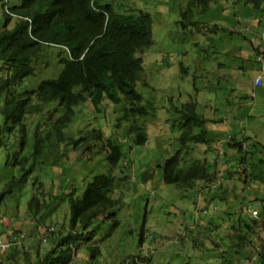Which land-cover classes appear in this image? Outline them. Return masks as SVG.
Here are the masks:
<instances>
[{
    "label": "rangeland",
    "instance_id": "obj_1",
    "mask_svg": "<svg viewBox=\"0 0 264 264\" xmlns=\"http://www.w3.org/2000/svg\"><path fill=\"white\" fill-rule=\"evenodd\" d=\"M13 1L15 0H9V3ZM189 1L112 0L117 12L145 11L152 18L153 43L140 54L143 57L146 83L142 81L136 86V90L143 96L141 104L148 110L147 115L136 118L147 127V141L143 145L131 143L128 131L132 119L123 118V104L104 100L98 110L90 101L75 106V115L66 134L76 140L84 139L75 144L57 142L56 150L48 151L49 153L46 151L37 163L38 176L44 183L41 197L52 204V212L43 214L45 208L40 207L37 216L30 213L27 202L32 192L37 191L31 181L22 190L17 188L0 201V235L9 237L12 232H20L24 236L16 244L18 264H24L27 253L34 257L36 249L39 248L42 252L48 249L51 239L67 231L69 210L67 203L60 199L63 197L61 184L66 183L64 192L77 188L80 193L88 179L98 173L115 177L110 196L120 200L118 208L113 209L117 212L120 224L113 235L103 242L99 260L91 264H121L129 256L137 257V260H149L141 261L144 264H200L202 260L218 263V260H223L220 257L222 252L229 249L232 243L231 223L239 214L248 220L256 218L250 214L254 209L259 210L261 202L256 197L264 198V182L248 181L242 171L243 165L239 166V162L235 160V153L229 155L235 163L226 169L217 166L223 164L225 154L220 155L219 151L218 155L210 153L216 177L224 176L221 188L215 189L214 186L199 183L194 189L185 190L174 184H166L162 178L160 165L179 147V123L182 118L173 111L172 106L189 101L190 95L197 97L200 104L208 100L217 108V113L214 114L217 117L235 113L238 115L232 126L235 133H244L246 137L264 142V88L258 89L256 96L249 98L252 102L249 106L242 105L246 102L243 93L250 76L248 68L242 70V64L248 67L247 62H252L254 54L257 61L261 55V49L256 53L253 49V45L259 43L260 39L248 30L255 23L249 18V13L260 18L264 26V0H260L258 4L255 0H220L221 2H216L219 11L216 8L209 10L219 15L221 26L226 25L224 20L228 16H235L228 27L245 35L241 41L243 51L238 64L239 87L233 84L217 87L215 80L205 79L207 74L203 66V47L207 45L204 37L213 28V20L208 15L203 18L204 14L199 10L196 12L195 8L196 19L208 24L195 26L188 23L184 28L181 23L182 11ZM250 43L252 47L247 51ZM56 51L52 47H44L34 75L25 78L20 89L35 88L41 80L58 76L62 65ZM55 109L45 107L38 116L33 114L28 117L26 151L33 148L35 125L39 123L40 130L43 126L50 129V124L61 115L57 106ZM201 112L207 113L204 109ZM94 129L103 132L104 141L89 140L90 132ZM106 139L120 144L124 153L115 169L106 158ZM200 148L196 149L197 153L201 152ZM252 155L249 151L246 156L249 158ZM195 158L203 159L204 156L198 155ZM217 159L221 160L218 162ZM54 160H57L55 165L52 164ZM3 161L4 155L1 153L0 164ZM7 173L0 170V190L5 184ZM211 204L217 207L202 214L203 208H211ZM54 206L56 207L53 209ZM247 206L249 207L246 209ZM52 226L55 230L48 231L47 228ZM142 231V242L138 245ZM260 238L264 239V233H261ZM10 250H0L3 264H8L5 258ZM230 255L233 259L237 257L234 253ZM87 258V252L79 250L74 264H86ZM244 259L246 264L255 263Z\"/></svg>",
    "mask_w": 264,
    "mask_h": 264
},
{
    "label": "trees",
    "instance_id": "obj_2",
    "mask_svg": "<svg viewBox=\"0 0 264 264\" xmlns=\"http://www.w3.org/2000/svg\"><path fill=\"white\" fill-rule=\"evenodd\" d=\"M212 1L216 0H190L182 11V26L185 28L188 23L204 26L206 22L196 19L194 9L207 14ZM255 1L258 4L260 0ZM0 16V155H4L0 170L8 172L0 190V201L31 181L37 191L32 192L27 202L30 213L37 216L40 207H44L43 214H48L52 212V204L41 197L44 183L38 176L37 163L46 151L56 150L57 142L75 144L84 139L76 140L66 134L75 115V106L90 101L98 110L104 100L123 104V118L132 119L128 131L131 143L143 145L147 141V127L136 118L147 115L148 110L141 104L143 96L136 86L142 81L146 83L140 54L153 43L152 18L145 11L117 12L112 0H15L11 4L9 0H0ZM217 27L214 23L212 30ZM45 46L57 50L56 56L62 65L60 73L55 78L41 80L35 88L20 89L25 78L34 75ZM56 106L61 115L50 124V129L43 126L40 130L41 125H35L33 148L26 151L28 117L38 116L45 107L55 111ZM172 109L182 118L179 147L160 165L163 181L185 190L194 189L199 183L214 186L221 175L216 177L213 163L195 157L202 153L196 152L199 145L206 147V153L214 152L220 134L207 128L195 97L191 96L189 101L172 106ZM92 139L104 141L103 132L92 130L89 140ZM104 143L108 147V163L115 169L124 156L122 147L110 139ZM244 144L249 147L247 150L243 149ZM223 146L235 152V160L239 166L243 165L242 171L248 181L264 182V142L236 134ZM249 151L253 153L251 159L246 156ZM222 179L224 181V176ZM223 181L214 186L215 189L221 188ZM114 183L113 175L98 173L88 179L80 193L77 188L64 192L66 183L61 184L63 197L60 199L67 203L69 210L67 231L51 239L45 251L36 249L34 257L27 253L24 264H74L79 250L87 252L86 264L98 261L103 242L120 224L113 210L118 208L120 200L110 196ZM256 199L261 202L259 210L254 209L258 214H250L256 218L248 220L239 214L231 223L232 243L220 255L223 260L218 263L202 260L200 264H246L244 258L255 262L253 264H264V239L260 238L264 233V198ZM210 206L205 210L217 207ZM142 238L143 231L138 245ZM8 250L5 258L8 264H18L16 244L1 251ZM230 253H234L236 259ZM3 261L1 258L0 264ZM141 261L149 260L129 256L121 264H144Z\"/></svg>",
    "mask_w": 264,
    "mask_h": 264
},
{
    "label": "crops",
    "instance_id": "obj_3",
    "mask_svg": "<svg viewBox=\"0 0 264 264\" xmlns=\"http://www.w3.org/2000/svg\"><path fill=\"white\" fill-rule=\"evenodd\" d=\"M216 2H221V1L220 0L212 1L208 9L214 10L216 8V10L219 11V8H218L219 5H217L218 3L216 4ZM214 3H215V6H212V4ZM222 6L224 5L222 4ZM206 15H208V18L213 20L211 25H213L214 23H217L218 27L213 30L211 29L208 33L205 34V37H204L206 45H207V47L205 48L203 47V50H205L204 58H203L204 59L203 66H205V72L207 74L205 76V79L215 80L217 83V87L228 85V84H233L234 86L239 87L240 81H239V76H238V73H239L238 64L240 63L239 61L240 55L243 51L241 49V46H242L241 41H242L243 36L245 35L243 34L240 35L239 31H237L234 28L228 27V24L230 23L231 19L234 18L235 16H228V19L224 20V24L226 25L221 26L220 24L221 19L218 18L219 15L217 13L215 14V13H211L210 11H208L207 14L203 15V18H205ZM209 15H212V16L209 17ZM199 18H201V16H199ZM249 18H251L252 21L255 23L253 24L252 29H248V30L252 31V33L254 34V37L260 39L259 43H256L253 45V49L256 53L259 47L260 49L264 48V39H263L264 26H262V20H260V18H256V15H253V13H249ZM206 24L208 23H203V25H206ZM250 47H252V43H250L247 51H250ZM210 59H213V60L210 62ZM247 63H248V67L242 64V70L245 71L246 68H248V70L250 71L248 83L244 87L245 92L243 94L246 97V100H245L246 102L242 103L244 107H247L252 103L251 100H249V98H253L254 96H256V91L258 89L264 88V61H261V62L257 61L256 55L254 54L252 62L251 63L247 62ZM257 75L263 76V84L261 86H256L254 83V79ZM191 96L192 95H190V98ZM195 98L197 99V97ZM203 109L206 110L207 113L205 112L202 113L201 111ZM198 111L206 119L207 128L209 130L218 132L220 134V140L215 143L216 145L214 147V152L215 154H217L219 151L220 155L225 154V158H222L224 161H223V164H220V165L218 164V162L221 159H217L218 160L217 166H220L219 168L221 169L228 168L229 165H233L235 163V161L229 157L230 154H233L235 152L228 148L224 149L223 145L226 144V140L229 137H231L232 135H236L235 129L232 126H233V121L238 118V115H236L235 113H229L227 115L217 117L216 115H214L215 113H217V108L213 106L208 100L202 104L198 102ZM237 135L242 136V133L237 134ZM205 148L206 147H204L203 145L201 146L200 148L202 152L201 155H203L204 158L207 159L210 163H213L212 156H210V153H209L210 151H208L209 154L204 152ZM220 157H223V156H220ZM4 229H7V228L4 227Z\"/></svg>",
    "mask_w": 264,
    "mask_h": 264
},
{
    "label": "built area",
    "instance_id": "obj_4",
    "mask_svg": "<svg viewBox=\"0 0 264 264\" xmlns=\"http://www.w3.org/2000/svg\"><path fill=\"white\" fill-rule=\"evenodd\" d=\"M4 1L6 2L8 0H4ZM6 11L10 12L8 9H6ZM263 39H264V31H263ZM263 58H264V48H261V55L258 57V60L262 61ZM261 83H262V76L261 75L256 76L255 84L261 85ZM244 146H246V145L244 144ZM222 181H223L222 178L218 179L217 182L214 184V186L219 185ZM205 212H206V210H202V214H204ZM252 214L256 216L258 214V212L256 210H252ZM197 217H198V214H197ZM50 230L54 231L55 228L52 226V227H50ZM22 237H23V234H14L11 238L5 239L0 235V250H7L11 246L20 243Z\"/></svg>",
    "mask_w": 264,
    "mask_h": 264
},
{
    "label": "bare ground",
    "instance_id": "obj_5",
    "mask_svg": "<svg viewBox=\"0 0 264 264\" xmlns=\"http://www.w3.org/2000/svg\"><path fill=\"white\" fill-rule=\"evenodd\" d=\"M262 52H263V51H262ZM243 149H244V150H247L248 147H247V146H243ZM47 230H48V231H51V230H50V227H48ZM14 234H22V233H20V232H19V233H15V232H13V233H12L7 239L11 238ZM23 237H24V236H23ZM23 237H22V239H23ZM22 239H21V240H22ZM44 240H47V237H44ZM20 242H21V241H20ZM18 244H19V243H18Z\"/></svg>",
    "mask_w": 264,
    "mask_h": 264
}]
</instances>
